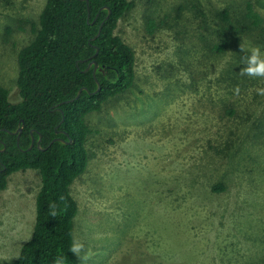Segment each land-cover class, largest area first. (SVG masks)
Listing matches in <instances>:
<instances>
[{"label":"rangeland","instance_id":"obj_1","mask_svg":"<svg viewBox=\"0 0 264 264\" xmlns=\"http://www.w3.org/2000/svg\"><path fill=\"white\" fill-rule=\"evenodd\" d=\"M130 1L116 32L135 83L88 115L89 165L72 185L79 264H264V22L251 31L246 16L251 4L264 17V0ZM45 3L0 0L12 102ZM41 185L26 169L0 190V264L31 238Z\"/></svg>","mask_w":264,"mask_h":264},{"label":"trees","instance_id":"obj_2","mask_svg":"<svg viewBox=\"0 0 264 264\" xmlns=\"http://www.w3.org/2000/svg\"><path fill=\"white\" fill-rule=\"evenodd\" d=\"M104 6L111 10L108 18ZM131 7L130 0H46L40 29L18 55L21 100L12 102L0 84V190L16 171L34 169L42 176L33 234L12 264H79L74 231L79 203L72 185L89 165L88 115L135 83L136 52L116 32ZM246 16L251 31H263L264 17L251 4ZM147 26L150 32L156 28L153 19ZM93 59L99 64L95 74L94 65L85 71ZM82 87L87 89L76 98ZM20 125L18 140L14 132ZM32 131L35 144L28 149ZM57 137L70 142L53 141Z\"/></svg>","mask_w":264,"mask_h":264},{"label":"water","instance_id":"obj_3","mask_svg":"<svg viewBox=\"0 0 264 264\" xmlns=\"http://www.w3.org/2000/svg\"><path fill=\"white\" fill-rule=\"evenodd\" d=\"M87 2H88V1H87ZM88 8H89V7H88ZM104 8H108V10H109V11H108V15H107V17H106V18H108V17L110 16V14H111V10L109 9L108 6H104ZM101 31H102V25L100 26L98 33L96 34V36H94L93 39L97 38V37L100 35ZM98 51H99V48H97V51H96L95 55L98 53ZM93 65H94V74H95V73H96V70H97V68H98V66H99L98 62H97L95 59H93L92 61H90L89 65H88V67L85 69V71L89 70ZM100 88H101V84L98 82V88H97L96 91H98ZM85 89H87V88H86V87H82V88H80V90L78 91V93H77V95H76V98L80 97L82 91L85 90ZM74 99H75V98H73V99H69V100H67L66 102L73 101ZM63 103H64V102H63ZM58 109H60V110L63 112V109H61V108H58ZM22 131H23V126L20 125V126L18 127V129L14 132V133H16V134L18 135V140H19V138H20V135H21ZM33 132H34V131H32V142H31V145L29 146L28 149L33 148V146H34V144H35V136H34V133H33ZM40 140H41V136H40V138H39V140H38V144H39V147L42 149V146L40 145ZM53 141H62V142H65V143L70 142V141H66L64 138H61V137H57V138H55Z\"/></svg>","mask_w":264,"mask_h":264}]
</instances>
